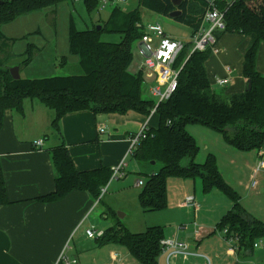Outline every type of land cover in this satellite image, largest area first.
I'll return each instance as SVG.
<instances>
[{
  "label": "trees",
  "instance_id": "trees-1",
  "mask_svg": "<svg viewBox=\"0 0 264 264\" xmlns=\"http://www.w3.org/2000/svg\"><path fill=\"white\" fill-rule=\"evenodd\" d=\"M76 0H0V129L4 112L23 113L25 100H37L54 112L51 127L59 132L60 119L74 112L90 111L94 116L132 111L149 116L155 101L142 96L143 75L129 72L133 62L132 48L139 42L142 11L161 14L179 9L181 16L175 21L185 23L197 31L205 10L203 0L190 9V0H182L180 7H173L169 0H137L135 9L125 12L118 6L112 8L101 30H77L70 19L68 52L78 57L80 73L64 77L13 80L7 61L15 39L2 33V26L46 8ZM86 12L98 9L95 0H82ZM222 6V5H221ZM225 30L222 34H238L249 39L243 54L242 77L250 88L225 97L211 88L205 63L212 55L210 49L190 53L186 43L173 68L178 71L176 88L170 97L155 109L158 117L156 128H148L146 139L140 142L132 158L139 163L154 161L161 166L157 172L145 175L138 194L143 212H159L167 207V180L171 178L199 179L203 193L215 189L227 197L231 208L219 220L216 230L227 229L238 238L237 251L253 249V243L264 238V222L249 215L241 206L237 192L229 186L219 172L214 155L208 154L202 164L195 159L199 153L194 138L186 131L189 124H198L221 135L223 140L240 152H260L264 149V76L256 68L259 46L264 43V0H236L224 14ZM103 34H117L118 43L101 40ZM218 40V36H217ZM32 46H27L26 58L19 69L30 62ZM55 171L52 192L36 199L39 203H54L73 192H85L94 201L112 178V169L100 167L79 171L64 144L50 148ZM186 160L187 164L182 165ZM4 196L0 177V199ZM101 199L98 201V203ZM165 237L164 228L152 226L141 233H131L117 223L103 230L96 239L98 246L118 244L140 264H159L160 241Z\"/></svg>",
  "mask_w": 264,
  "mask_h": 264
},
{
  "label": "crops",
  "instance_id": "crops-1",
  "mask_svg": "<svg viewBox=\"0 0 264 264\" xmlns=\"http://www.w3.org/2000/svg\"><path fill=\"white\" fill-rule=\"evenodd\" d=\"M8 24L3 25L1 30L5 37L15 39L11 46L14 49L17 39L24 34H14L12 28L17 25ZM68 29L69 23L66 30L59 31L60 35L58 31L56 34L49 31V41L54 39L53 47L57 54L62 55V64L68 61L77 64L78 57L68 52ZM217 36L215 52L205 63L211 88L225 97L242 93L247 82L242 77L241 65L249 39L230 33H217ZM34 42L29 44L32 46L31 53L33 50L38 52L43 47V42ZM136 46L140 49V42ZM141 62L142 60L138 65V72L142 73L145 81L143 90L144 85L150 86L154 83V76L147 77L148 74L142 71ZM226 68H230V72H227ZM256 68L264 76V43L258 49ZM131 70L129 72L133 74L138 73L134 72L135 69ZM224 78L229 80L228 84L219 86L217 81ZM53 118L54 112L37 100H25L21 114L11 110L4 112L0 129V177L4 187V196L0 199V264H62L59 257L67 245L65 254L68 258L75 259L77 264H140L123 246H98L96 239L86 237L85 231L90 227L97 230L95 224L88 219L98 205L87 193L73 192L54 203H39L36 199L54 189L55 171L48 152L50 148L64 144L79 171L100 167L113 169L121 162L130 167V164L127 166L124 161L129 148V138L136 134L145 122L148 128H156L157 115L154 113L144 116L129 111L125 115L94 116L90 111H79L60 119L58 133L51 127ZM99 129H102V132ZM37 140H43L41 149L32 147V143ZM222 142V151L229 164L226 175L232 184L227 182V176L220 170L217 155L214 153L212 155L216 158L219 172L225 182L237 192L243 209L264 222V207H258L261 203L257 190L259 183H256L254 188L251 186L252 179L256 177L259 178L261 186L264 185V168L254 173L257 162H264V149L260 151L262 154L256 152L255 155L242 156V152L237 150L238 154L231 153L232 147L223 138ZM205 148L208 149V146ZM141 164L143 173L155 172L148 168L152 166L150 163ZM135 167L136 165L133 168ZM213 191L217 190L203 193L201 189L204 196L212 194ZM195 194L197 195L196 192H184L177 200V208L185 215L183 223L195 221L198 235L191 230L177 234L174 228H164V235L184 239L197 256L173 257L170 264H207L205 259L210 257L209 264H264L263 249H252L251 252L230 251L215 229L221 217L230 210L231 204L223 203L225 208L221 212H218L219 208L217 211H209L210 214L213 212L215 220L199 222L198 214L202 211L199 203H206L207 200L209 202L210 199L207 196L196 197ZM190 195L197 200L196 211L181 206L184 198ZM168 198L167 191V202ZM135 199L137 200V197ZM158 263L166 264V255L163 252L158 257Z\"/></svg>",
  "mask_w": 264,
  "mask_h": 264
},
{
  "label": "rangeland",
  "instance_id": "rangeland-1",
  "mask_svg": "<svg viewBox=\"0 0 264 264\" xmlns=\"http://www.w3.org/2000/svg\"><path fill=\"white\" fill-rule=\"evenodd\" d=\"M117 6L121 10L128 12L136 8L137 0H123ZM198 6L199 3L197 1L190 0L191 10L197 8ZM114 7L116 6H106L104 9H96L91 13H87L82 0H76L73 3H62L56 7L46 8L17 18L8 25L15 23L14 25L17 26L12 28L14 34L24 35L17 39L14 49L11 47L10 51L12 53V57L9 58L6 66L9 70L13 67L19 68L18 65L27 56V46L31 42L35 41V44L43 42V47L38 52H34L33 50L30 62L25 65L23 64L20 67L19 75L21 78L38 79L79 74L80 69L78 62L77 64H73L71 61H68L65 64L61 63L62 55L56 53L55 48L53 47L54 39L49 41V31L53 34H56L58 31V34L60 35L59 31L67 29L70 19H72L75 28L79 31L95 28L97 25H101V23L107 20L112 8ZM142 21L146 24L149 22L159 24L163 31L173 39L184 43L191 42L192 29L185 23L175 21L174 19L161 14L146 11H142ZM101 40L109 43H118L120 41V36L117 34H103L101 36ZM132 52L133 62L131 63L129 70L135 69L134 72L136 73L139 70L138 65L143 59V55L136 44L133 46ZM131 71L133 72V70ZM142 96L144 99L156 102V98H153L148 93L147 85H144L143 87ZM186 131L194 138L197 146L199 147V153L195 162L197 164H202L208 154L215 153L218 158L220 170L225 176H227L226 172L229 170V164L222 151L224 144L220 134L208 130L198 124L187 125ZM218 145L222 146L219 147ZM205 146H208V149H206ZM230 149H232L231 153H239L236 152V150H233V148ZM241 154L242 156L255 155L256 152H242ZM126 157L124 159L125 164L127 166L130 164V167L123 166L122 176L120 178H111L104 189L101 201L98 203L95 211L89 216L88 220L95 224L94 226L97 227V230L113 227L117 223L128 229L131 233H141L144 232L146 228L152 226L173 229L177 224L185 222V220H183L185 216L184 213L177 208V200L184 192H186V194L196 192L200 198L206 196L209 197V202L207 200L206 203H203L202 201L199 203L202 209V211L198 214L199 222H211L215 220L213 219V212L210 214L209 211H217L219 208L218 212H221L225 208L223 203L230 205L229 200L217 191H213L212 194L204 196L201 192V184L198 178L194 181L171 178L167 180V191L169 195L167 207L159 212H143L138 203V194L142 189V186L135 187V183L138 180H141L144 183L146 179L145 175H147V173H143V168H141L142 164L137 163L132 158V155H127ZM186 164L187 161L183 160L182 165ZM134 165H136L135 168H133ZM160 166L161 165L159 163H154V165L149 166L148 168L157 172ZM239 171L242 172L240 169ZM227 180V182L232 184V181L228 179V176ZM254 182L257 184L259 183L257 190L260 193V197L258 198L261 203L258 207L262 208L264 207V185L261 186V182L258 177L254 179ZM135 197H137V200ZM67 247L68 245L65 249H67Z\"/></svg>",
  "mask_w": 264,
  "mask_h": 264
},
{
  "label": "built area",
  "instance_id": "built-area-1",
  "mask_svg": "<svg viewBox=\"0 0 264 264\" xmlns=\"http://www.w3.org/2000/svg\"><path fill=\"white\" fill-rule=\"evenodd\" d=\"M98 9H104L106 6H117L123 0H95ZM205 3V10L202 16L201 23L197 31L191 36V49L192 52H203L206 49H210L215 52V46L217 44V33H223L225 30L224 14L226 10L236 0H203ZM222 5V6H221ZM140 42V51L143 55L141 62L142 71H145L147 77L154 76V83L148 86V93L156 98L155 107L151 110L150 115L155 113L156 106L167 100L176 88L178 71L173 68L176 58L183 50L186 43L169 37L157 23H142ZM227 72H230V68H226ZM143 79V83H144ZM229 80L227 78L219 79L217 84L219 86L227 85ZM102 132V129H99ZM148 133L147 122H145L139 131L129 138V148L127 155H132L137 149L141 141L146 139ZM43 146V140H37L32 143L34 149H41ZM262 154V152H260ZM124 163L121 162L117 167L112 169V179H117L122 176V168ZM264 168V162L259 160L256 164L254 173ZM143 182L138 180L136 187H141ZM256 183L252 179L251 186L254 188ZM104 188L100 191L99 198L101 199L104 192ZM182 207L196 211L198 208L197 200L193 195L186 196L181 204ZM193 231L195 235H198L197 224L195 221L188 223H180L174 227V231L177 234H183L187 231ZM222 239L229 246V250L237 251L238 238L235 235L228 234L227 229L218 231ZM85 235L89 239H98L103 235V231H99L90 227L85 231ZM161 252L166 255V264H170L173 257H188L197 256L191 251L190 245L184 239L172 236L164 237L160 241ZM253 249L264 250V238L259 239L253 243ZM66 250V249H65ZM65 250L59 257V262L62 264H77L75 259H70L65 254ZM209 264V259H205Z\"/></svg>",
  "mask_w": 264,
  "mask_h": 264
},
{
  "label": "water",
  "instance_id": "water-1",
  "mask_svg": "<svg viewBox=\"0 0 264 264\" xmlns=\"http://www.w3.org/2000/svg\"><path fill=\"white\" fill-rule=\"evenodd\" d=\"M169 1L173 5V7H176V8L180 7L181 2H182V0H169ZM180 16H181V11L179 9H176V10L170 12L169 15H168V17H170L171 19H174V20L177 19V18H179ZM101 28H102L101 25H97L95 27V29L97 31L101 30ZM9 72H10V76H11V78L13 80L20 79L19 68L18 67L11 68L9 70ZM249 88H250V85H249V83H247L246 89H249ZM154 163H155L154 161L150 162L151 165H154Z\"/></svg>",
  "mask_w": 264,
  "mask_h": 264
}]
</instances>
